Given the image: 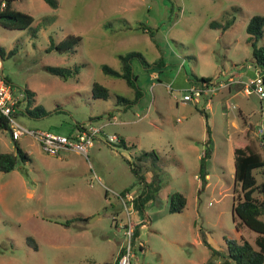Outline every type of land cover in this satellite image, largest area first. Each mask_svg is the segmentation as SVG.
Instances as JSON below:
<instances>
[{
  "label": "rangeland",
  "instance_id": "rangeland-1",
  "mask_svg": "<svg viewBox=\"0 0 264 264\" xmlns=\"http://www.w3.org/2000/svg\"><path fill=\"white\" fill-rule=\"evenodd\" d=\"M12 6L33 21L22 29L0 25L5 50L0 72L14 96L22 98L28 89L29 107L46 110L27 114L28 102L21 99L13 116L30 129L57 133L68 134L77 124L118 131L137 146L95 141L87 155L49 154L32 135L14 140L0 128V152L15 151L16 144L28 151L12 170H0V264H102L124 239L127 213L135 223V242L143 245H134L135 256L145 264L221 263L228 238L243 235L254 244L258 232L242 222L237 229L232 217V203L241 193L232 142L250 128L264 159L259 137L264 98L245 93L241 82L255 75L246 25L252 15H264V0H57L56 7L45 0H13ZM213 20L219 24L210 26ZM69 34L80 36L72 48L48 49ZM256 44H264V25ZM128 51L141 52L149 63L131 58L132 84L102 70L103 64L120 69L119 54ZM76 65L78 72L65 77L48 69ZM225 71L236 72L234 81L208 96L209 107L205 99L182 101L186 73ZM230 73L220 80L227 81ZM94 80L108 87V98L92 100ZM137 90L141 95L135 98ZM116 95L128 97L130 104L116 103ZM208 138L211 153L203 174L198 155ZM152 149L157 158L146 159L145 166L154 173L155 195L137 210L131 200L123 203L121 192L136 196L140 191L129 162ZM259 169H254L258 180ZM175 190L185 195L186 204L170 212L168 194Z\"/></svg>",
  "mask_w": 264,
  "mask_h": 264
},
{
  "label": "trees",
  "instance_id": "trees-1",
  "mask_svg": "<svg viewBox=\"0 0 264 264\" xmlns=\"http://www.w3.org/2000/svg\"><path fill=\"white\" fill-rule=\"evenodd\" d=\"M45 1L52 7L57 6V0ZM12 2L13 0H0V25L8 28L20 29L28 27L33 21V16L25 11L15 9L12 6ZM2 3L4 4L2 5ZM217 24H219V22L216 20L209 22L210 26H215ZM263 25L264 15L254 14L248 20L246 31L249 35L248 40L251 41L252 45V62L260 69L264 79V44H256L257 38L263 33ZM79 38V35H66L56 43L51 41L48 49L55 48L58 51L70 49ZM12 50H14V47L11 48L9 52H11ZM4 52V48L0 45V55H3ZM134 56H138L143 65L147 66L149 64L148 61L142 56L141 52L128 51L126 53L119 54V58L121 61L120 69H115L106 64H103L102 70L107 74L122 77L129 84H132V79L136 78L131 64V58ZM48 69L65 77L71 72L77 73L79 67L78 65H76L73 70H70L56 66H48ZM213 76L194 75L192 81L206 82ZM91 94L95 98L106 99L109 96V89L103 83L94 80L91 84ZM135 94V98H137L140 95V91L137 90ZM25 97L28 102L26 109L30 114L43 115L46 113V110L42 106H38V108L29 107L30 92H28V89L25 90ZM120 100L124 101L125 103L131 102V99H129L128 97L116 95V101ZM205 116L207 117L206 113ZM76 126L79 125L77 124ZM0 128H10L9 119L1 113ZM207 131H209L208 126ZM255 135L257 134L254 133L250 128H246L244 129L243 134L237 136L238 138L241 136V138L232 142V150L234 153V159L237 168L236 176L241 183V193H238L236 200L233 201L231 212L237 229H239L242 222L249 228L257 231L258 234L255 237L254 244H252L243 235H241L239 239L228 238L226 240L227 259L221 263L209 260L207 264H228V260H231L234 264H263L264 262V219L260 217L264 214V159L259 156V150L255 146V142H253L255 139ZM259 137L264 139V132ZM120 139V145L127 148L134 147V144L127 145L122 137ZM209 141L210 138H208V140L206 141V147L204 148L202 155L200 156V172L203 174H206L205 165L211 153L208 145ZM139 156L140 159H138L137 162L129 163L131 165V169L137 175V180L141 182L144 180L142 172L147 168L145 166V160L152 156L157 158V155L155 150L152 149L151 151L141 150ZM27 157L28 154L16 144L15 151L0 152V170L10 171L15 167L19 159ZM259 167H261V169H259V173L262 177L260 180H258L256 175L254 174V169H258ZM145 186L147 187V189L143 191V194L132 199L133 207L135 209L142 208L145 202L154 197V193H152V182L145 183ZM125 191L127 190H123L121 192V195L125 194ZM185 204L186 197L182 192L175 190L168 194V211H181L184 208ZM237 219H239L240 221ZM133 237H136V228L134 230ZM26 241L34 248H37V245L31 236H27ZM204 242L206 241L204 240Z\"/></svg>",
  "mask_w": 264,
  "mask_h": 264
},
{
  "label": "built area",
  "instance_id": "built-area-1",
  "mask_svg": "<svg viewBox=\"0 0 264 264\" xmlns=\"http://www.w3.org/2000/svg\"><path fill=\"white\" fill-rule=\"evenodd\" d=\"M4 3H2L3 5ZM255 66V65H254ZM219 73L206 82L192 81L185 88L182 94V101L200 102L205 99L208 105L209 97L219 88L226 86L234 81L233 74H229L227 81H221ZM227 74V73H226ZM225 73L222 75H226ZM243 90L245 93L256 92L260 98H264V79L260 69L255 66V75L249 81L244 82ZM18 97L14 96L11 85L0 72V113L9 119L11 137L17 139L22 134H30L35 137L43 151L49 154H59L61 151L74 150L76 152L87 155L88 148L93 145L97 135L101 132L100 127L79 125L70 133H57L51 130L30 129L23 123L18 121L13 113L15 112ZM234 108V106H233ZM105 141L108 144L120 141L116 134H106ZM198 177V176H197ZM128 194L121 195V199L126 204ZM142 223V222H141ZM124 239L120 244L116 258L113 261H107L104 264H145L138 261L135 256L134 245H138L143 249V245L136 243L133 237L135 223L131 219V215L127 213V219L123 224Z\"/></svg>",
  "mask_w": 264,
  "mask_h": 264
},
{
  "label": "crops",
  "instance_id": "crops-1",
  "mask_svg": "<svg viewBox=\"0 0 264 264\" xmlns=\"http://www.w3.org/2000/svg\"><path fill=\"white\" fill-rule=\"evenodd\" d=\"M148 66V65H147ZM153 73V72H152ZM151 73V77H153L154 75ZM225 74L226 73H230V72H228V71H225L224 72ZM224 73H222V74H224ZM230 74H236V72H231ZM216 75H218V73L216 74ZM216 75H214V76H216ZM193 76L194 75H190V73H186V75H185V81H186V86L190 83V82H192V79H193ZM253 76H250L249 77V79L248 80H250V78H252ZM245 78V77H244ZM247 78V77H246ZM220 79V78H219ZM247 80L246 79H241V82L242 83H244V82H246ZM20 95H22V98H20V97H18L19 99H18V101H17V103H16V107H15V112L14 113H16V111L17 110H20V108H19V106H20V101H21V99L22 100H26V97H25V93H20ZM90 95H91V97H92V100L93 99H103V98H95V97H93L92 96V94H91V91H90ZM136 95V94H135ZM141 95V94H140ZM155 98V94H153V99ZM115 102L116 103H122L124 106H127L128 104H130V103H125L124 101H116L115 100ZM26 107H27V104H26ZM26 107L23 109V111L25 112V113H27V114H30L28 111H27V109H26ZM207 107H209V103H208V106ZM239 114H242V112L240 111V109H239V112H238ZM30 115H32V114H30ZM92 116H95V115H92ZM114 116V115H113ZM142 116L140 115L139 116V118H141ZM245 119H243V122H244V126L246 125V120L244 121ZM21 122V121H20ZM22 123V122H21ZM232 123L234 124V125H237V123L233 120L232 121ZM243 126V127H244ZM243 127L240 129V132H241V130L243 129ZM9 130V129H8ZM106 134H108V133H105V132H103V130L101 129V132L97 135V137L95 138V140H94V142L95 141H98V142H102V143H106V144H108L106 141H105V137H106ZM111 134H116L118 137H119V139L122 137L124 140H125V142L127 143V145L129 144H134V147L135 146H137V145H135V143H133V142H131L126 136H124L122 133H119L118 131H115L114 133H111ZM11 135V134H10ZM28 135H30V134H28ZM238 135H239V133H238ZM94 142H93V145H94ZM120 142H121V139H120V141L119 142H117L116 144L117 145H120ZM113 144H115V143H112V144H108V145H113ZM41 147V146H40ZM133 148V147H132ZM23 150L27 153L28 151H27V149L26 148H23ZM28 154V153H27ZM202 155V154H201ZM201 155H198V157H199V159H200V156ZM146 173H147V176H144V180L143 181H141L140 182V184H141V189H140V191H138L137 192V195L136 196H132L131 195V193L130 192H128V191H125V194H128V197H127V201L128 200H131L132 201V199L133 198H135V197H138L139 195H141V194H143V191L145 190V189H147V187L145 186V183H151L152 181H153V179L151 178L153 175H154V173H151V171H149V170H146ZM155 195V194H154ZM154 198V197H153ZM150 200V199H149ZM148 202V201H147ZM147 202H145V203H147ZM126 205H127V203H126ZM143 208V207H142ZM137 210H139V209H137ZM130 214V213H129ZM142 224H144V222H142ZM121 244V243H120ZM119 247H120V245L118 246V248H117V250H116V252H115V255H114V257L112 258V259H110V260H106V261H104V262H107V261H113L115 258H116V256H117V253H118V250H119ZM103 262V263H104ZM102 263V264H103Z\"/></svg>",
  "mask_w": 264,
  "mask_h": 264
},
{
  "label": "water",
  "instance_id": "water-1",
  "mask_svg": "<svg viewBox=\"0 0 264 264\" xmlns=\"http://www.w3.org/2000/svg\"><path fill=\"white\" fill-rule=\"evenodd\" d=\"M9 133L11 134V130L9 129Z\"/></svg>",
  "mask_w": 264,
  "mask_h": 264
}]
</instances>
